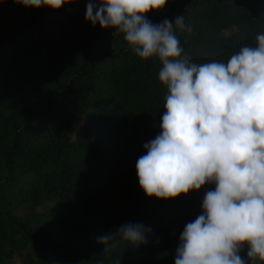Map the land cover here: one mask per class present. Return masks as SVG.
I'll return each instance as SVG.
<instances>
[{
    "label": "trees",
    "instance_id": "16d2710c",
    "mask_svg": "<svg viewBox=\"0 0 264 264\" xmlns=\"http://www.w3.org/2000/svg\"><path fill=\"white\" fill-rule=\"evenodd\" d=\"M88 0L58 11L0 3V264H174L186 223L214 184L147 197L136 161L161 131L166 89L158 58L143 61L115 29L85 20ZM193 62H227L264 33V0H168ZM152 229L146 244L98 238L121 225ZM245 259L246 249L240 253Z\"/></svg>",
    "mask_w": 264,
    "mask_h": 264
},
{
    "label": "clouds",
    "instance_id": "9594fccd",
    "mask_svg": "<svg viewBox=\"0 0 264 264\" xmlns=\"http://www.w3.org/2000/svg\"><path fill=\"white\" fill-rule=\"evenodd\" d=\"M7 0H0L6 3ZM25 8L58 11L76 0H12ZM168 0H88L85 20L115 29L143 61L158 58L166 89L161 131L136 161L147 197L176 198L214 184L202 212L184 226L174 264H264V33L227 62L195 63L176 30L191 31L184 16L153 24L147 13ZM141 223L121 225L98 238L146 244ZM246 249L245 259L240 255ZM113 264H120L118 259Z\"/></svg>",
    "mask_w": 264,
    "mask_h": 264
},
{
    "label": "rangeland",
    "instance_id": "374dc122",
    "mask_svg": "<svg viewBox=\"0 0 264 264\" xmlns=\"http://www.w3.org/2000/svg\"><path fill=\"white\" fill-rule=\"evenodd\" d=\"M48 255L50 257V263L51 264H57V259L55 253H51L48 251ZM13 264H20V261L18 259H15V262Z\"/></svg>",
    "mask_w": 264,
    "mask_h": 264
}]
</instances>
